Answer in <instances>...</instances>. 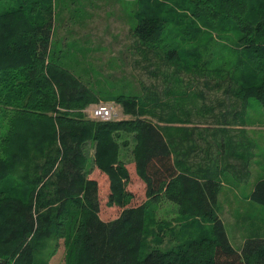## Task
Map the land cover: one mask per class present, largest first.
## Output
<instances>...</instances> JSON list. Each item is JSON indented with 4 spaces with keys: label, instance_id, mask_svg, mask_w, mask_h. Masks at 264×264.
<instances>
[{
    "label": "trees",
    "instance_id": "obj_1",
    "mask_svg": "<svg viewBox=\"0 0 264 264\" xmlns=\"http://www.w3.org/2000/svg\"><path fill=\"white\" fill-rule=\"evenodd\" d=\"M25 1L0 10V126L11 111L9 123L6 122L7 137L0 144L5 150V154H0V173L7 180L16 176V172L23 173L24 168L16 164L23 161L26 148L41 147L43 151L47 147L48 163L33 179L25 173L31 182L29 198L0 199L1 264H45L41 257L46 248L43 241L55 236L58 240L64 233L71 238H66L70 264H264V237H250L241 251L236 249L223 220L214 214L212 207L219 181L205 173L201 174L207 176L206 181H200L202 176L187 163L199 146L193 136L201 127H183L186 138L177 141L170 130L175 125L165 124V121L175 123L180 116L174 101L155 102L156 97L150 94L114 96L126 112L137 115L134 119L86 117L82 108L98 100L96 91L55 54L48 53L51 0ZM142 1L145 0L139 2ZM146 1L147 9L137 13L139 21L134 35L139 45L146 48L144 54L156 56L159 70L167 71L162 69L163 64L173 67L166 74L173 82L168 94L179 95L178 102L186 100L185 95H198L197 91L191 93L187 89L180 93L174 83L179 82L178 69L196 71L203 62L215 75L207 82L214 80L215 86L228 82L225 92L236 98L234 102L241 103L239 110L231 114L244 119L252 98L259 99L264 106V13L258 15L264 0H170L188 15L180 7L183 2L189 5L194 24L181 27L177 20L168 17L172 7L167 0ZM0 4L4 3L0 0ZM166 23L169 29L165 34L174 29L181 34L200 33L199 23L210 28L219 26L222 31L236 29L243 37V59L234 67L213 66L216 56L201 61L199 55L193 61L194 53L181 50L179 42H168L163 37ZM163 108L167 110L162 114ZM145 113L154 117H142ZM222 120L217 121L219 125L212 128L210 135L223 151L234 140V135H229L232 132L229 124L234 119ZM120 130L135 133L131 166L119 158L120 143L116 137ZM186 140L192 141L185 144ZM248 140V147L253 146ZM88 141L91 145L96 143L94 160L109 174L106 204L120 208L115 217L103 209L104 186L85 173V163L90 158L85 150ZM133 173L144 187L137 200L138 189L131 188L136 180ZM163 198L178 203L180 214L208 218L212 222L209 231L201 237L191 235L175 248L162 250L151 245L145 240L146 232H150L146 222ZM250 199L264 205V177L254 184ZM185 224L190 227L195 222ZM152 234L155 242L163 239L159 231ZM9 258L13 261L8 262Z\"/></svg>",
    "mask_w": 264,
    "mask_h": 264
},
{
    "label": "rangeland",
    "instance_id": "obj_2",
    "mask_svg": "<svg viewBox=\"0 0 264 264\" xmlns=\"http://www.w3.org/2000/svg\"><path fill=\"white\" fill-rule=\"evenodd\" d=\"M1 1L4 4H0V10L5 6L17 5L20 0ZM43 1L39 0V2ZM139 1L51 0L52 28L48 53L55 54L54 57L96 91L98 100L82 108V112L90 119L101 120L91 115V108L101 102L116 108V115L111 119H134L137 115L126 112L124 105L114 96L120 93L150 94L156 97L155 102L174 101L176 113L180 116L175 123L165 121V124L175 125V128L170 130L177 141L180 137L186 138L183 127L203 128L195 131L193 139L199 146L187 163L192 166L191 170H196L197 174L202 176L199 177L200 181H206L207 176L219 181L216 185V203L212 205L214 214L223 220L230 242L241 251L248 238L264 237V205L250 199L255 180L264 176V106L259 99L252 98L244 119L243 116L233 115L242 106L241 103L234 102L236 98L225 92L228 89V82H224L221 86H215L214 80L207 82L214 74L203 62H200V67L196 71L187 72L178 69L181 72L178 76L179 82L174 83L180 88L177 89L180 93L187 89L191 93L197 91L198 95H185L186 100L178 102L177 99H181L179 95L168 94L169 84L173 82L166 78V74L172 72L173 67L163 64L162 69L167 71L164 73L159 70L156 56L153 53L144 54L146 48L139 45L134 35V29L139 21L137 13L147 9L144 6L148 3L146 0ZM167 2L168 6L172 7L167 15L177 20L179 27L187 23L194 24L189 16L191 10L187 2H183L180 8L189 15L175 8L170 0ZM261 13H264V7L258 15ZM162 18L166 20L165 17ZM199 26L202 28L201 32L193 35L181 34L176 29L165 34L169 29L166 23L162 35L164 34L163 37L168 42H179L183 46L181 50L194 53L191 56L193 61L199 55L201 61L216 56L217 60L213 62V66L234 67V64L242 61L243 37L236 29L222 31L219 26L210 28L201 23ZM150 60L154 62L152 65ZM19 65L22 66V63L20 62ZM211 65L208 66L213 67ZM226 71L225 74H228ZM166 110V108L161 109V113ZM10 115L11 111L2 119L4 125L0 126V144L2 141L5 143L9 127L6 122L9 123ZM142 117L154 116L145 113ZM224 117L231 121L234 119L233 123L229 124L232 127L229 135H234V140L222 151L216 144V138L212 140L210 133L212 128L219 125L217 121H223ZM134 135V132L120 130L116 137L120 143L119 158L130 166L134 164L133 147L136 144ZM248 139L253 143V146H249L253 147L251 151L253 156L249 159L248 152L242 155L244 149L248 148L246 142ZM191 141L186 140L185 144ZM95 144L91 145L90 141L86 144L85 150L90 158L85 163V173L87 177L99 179L100 185L104 186L101 188L103 209L109 213V216L115 217L120 208L116 204L112 206L106 204L110 192L107 187L109 174L94 160ZM47 150V147L43 151L41 147L26 148L23 161L16 164L24 168L23 173L16 172V176L8 180L0 173L2 178L0 199L8 196L29 198L31 182L25 176L27 174L33 179L41 174L43 167L48 163L45 154ZM0 154H5L1 146ZM241 155L243 158H240ZM58 164L59 161L55 166L57 167ZM247 171L250 174L246 175ZM133 178L136 180L132 181L131 188L138 189L137 200L139 194L143 193L144 187L139 176L133 173ZM179 207L178 203L163 198L154 209L153 217L146 222L150 232H146L145 240L151 245L166 250L184 244L191 235L201 237L204 232L209 231L212 222L208 218L197 215L185 216L180 214ZM34 211L37 214L36 208ZM187 221L195 224L187 227L185 224ZM157 231L163 236L159 242H155V236L152 234ZM66 238L71 239L68 233L62 234L58 240L56 236L46 242L42 240L46 245L44 254L41 255L45 264H70L68 260L70 248L66 246ZM42 241L40 244H43ZM9 261L12 262L13 259L9 258Z\"/></svg>",
    "mask_w": 264,
    "mask_h": 264
},
{
    "label": "built area",
    "instance_id": "obj_3",
    "mask_svg": "<svg viewBox=\"0 0 264 264\" xmlns=\"http://www.w3.org/2000/svg\"><path fill=\"white\" fill-rule=\"evenodd\" d=\"M91 115L101 120L111 119L116 115V108L111 104L101 102L91 108Z\"/></svg>",
    "mask_w": 264,
    "mask_h": 264
},
{
    "label": "crops",
    "instance_id": "obj_4",
    "mask_svg": "<svg viewBox=\"0 0 264 264\" xmlns=\"http://www.w3.org/2000/svg\"><path fill=\"white\" fill-rule=\"evenodd\" d=\"M247 138H249V137H247ZM251 145H252V144H251ZM252 149H253V147L245 148L244 151H243V153H242V155H246V152H248V155H249V156H250V155L253 156L252 153H251ZM253 153H254V152H253ZM242 155H241L240 158H243ZM248 161H249V160H248ZM263 177H264V176H263ZM260 178H261V177H260ZM98 181H99V179H98ZM256 181H257V180H255V183H256Z\"/></svg>",
    "mask_w": 264,
    "mask_h": 264
},
{
    "label": "water",
    "instance_id": "obj_5",
    "mask_svg": "<svg viewBox=\"0 0 264 264\" xmlns=\"http://www.w3.org/2000/svg\"><path fill=\"white\" fill-rule=\"evenodd\" d=\"M3 262V260H2V258H1V256H0V264Z\"/></svg>",
    "mask_w": 264,
    "mask_h": 264
}]
</instances>
